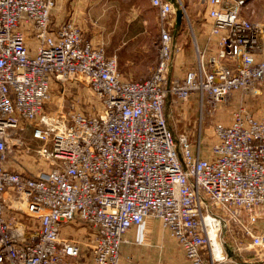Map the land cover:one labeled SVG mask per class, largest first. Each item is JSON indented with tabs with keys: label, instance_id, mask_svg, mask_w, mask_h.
Wrapping results in <instances>:
<instances>
[{
	"label": "built area",
	"instance_id": "built-area-1",
	"mask_svg": "<svg viewBox=\"0 0 264 264\" xmlns=\"http://www.w3.org/2000/svg\"><path fill=\"white\" fill-rule=\"evenodd\" d=\"M149 1L160 19L158 60L148 78L133 81L73 21L51 27L54 0H0V264H123L125 233L155 220L191 264L224 259L213 250L224 226L264 247V101L258 115L238 107L229 123H215L208 156L199 142L175 140L164 114L168 96L196 95L201 109L264 83V24L243 15L244 0H200L214 51L199 52L177 78L170 70L181 2ZM77 76L99 106L43 116L52 82ZM39 117L32 137L49 167L9 170V130ZM10 194L24 209L10 208ZM75 226L82 239L70 235Z\"/></svg>",
	"mask_w": 264,
	"mask_h": 264
},
{
	"label": "rangeland",
	"instance_id": "rangeland-1",
	"mask_svg": "<svg viewBox=\"0 0 264 264\" xmlns=\"http://www.w3.org/2000/svg\"><path fill=\"white\" fill-rule=\"evenodd\" d=\"M83 1L85 2L87 0ZM88 1L93 2V0ZM244 1L243 15L250 22L264 24V0ZM145 2L146 0H116L113 15L114 20L117 19L115 25L119 26L120 24V27H117L111 32L109 29L111 18L105 14L106 0H100L99 4L91 5L93 6L92 11L97 7L103 12V15L101 11L99 14L93 13L94 19L90 22L91 26H95V29L99 32V37L97 38L99 42L95 44L101 45L106 55L116 56L119 70L123 75H125L124 72L131 74L143 71L146 77L152 71L157 59L160 19L156 12L151 13L147 11L146 15L144 14V23L139 18V20L134 19L133 22L138 25L139 30L141 31V28L143 29L142 37H134L133 39L135 41L129 43V46H119L121 40L117 34L118 31L121 32L124 24H127L128 18L132 17L130 12H133V5L131 4L134 3V7L138 6V8H143L147 4ZM91 6L88 9H91ZM176 7L180 6L176 4ZM181 7L184 9L182 27L179 34L174 37L175 44L180 46L181 49L176 53L170 70V75L177 78H181L186 70L196 65L198 54L201 52L200 47L197 46L199 43L196 40L200 38V33L203 32L208 24L200 0H188L187 4H184L183 1ZM66 21L73 20L68 19ZM66 21L63 20L59 25H54L50 17V25L52 28H56ZM86 24H88V21H86ZM133 33L134 31L132 30ZM34 39L36 40V38ZM137 42L140 44L143 43L142 45L144 47L139 48ZM77 78V80L52 82L51 98L45 105L43 116L55 117L60 113L72 110L93 111L95 107L99 106V102L87 84L86 79L82 76H77ZM131 79H134V76ZM263 101L264 83L257 84L255 89L233 91L226 99L217 102L216 105L211 106V104H207L201 109L196 95H191L186 101L168 96L164 104V114L167 125L171 129L175 140L184 136L193 145L199 142L201 154L208 156L210 146L215 140L213 132L214 124L217 122L229 123L232 112L238 107H243L247 111L258 115L262 110ZM41 118L39 117L31 124H22V128L9 130V144L5 162L9 170L31 175L39 169L49 167V162L36 153L37 149L42 145V142L32 137L34 123H39ZM13 205H15L14 202H11V206ZM16 206L24 209V204L21 201ZM260 226L261 224H257V227ZM67 229L68 226L64 228V231ZM69 232H71L70 235L72 237L79 239L84 237V228L75 226L74 230ZM221 236V240L218 239L217 243L224 255V259L215 264H264V247L250 246L248 238L242 236V232L238 226L234 224L228 227L224 226ZM228 251H231L230 256L227 255ZM90 264L94 263L91 262Z\"/></svg>",
	"mask_w": 264,
	"mask_h": 264
},
{
	"label": "crops",
	"instance_id": "crops-1",
	"mask_svg": "<svg viewBox=\"0 0 264 264\" xmlns=\"http://www.w3.org/2000/svg\"><path fill=\"white\" fill-rule=\"evenodd\" d=\"M115 1L116 0H106V6H105L106 7L105 14L111 18V24L109 25L110 32L112 30H115L117 27H120V24L119 26L115 25L117 19L114 20L115 18L113 15L115 10L114 9ZM183 1L184 4H187L188 2V0H180L181 4H183ZM90 2L88 0L85 2L83 0H55V5L51 10V21L53 22L54 25H59L60 22L63 20L65 21L68 19L73 20L79 26L81 32L83 33L84 38L86 40H90L93 44H95L99 42V40H97V38L99 37V32H97L95 26L94 27L91 26L90 22L92 19H94L93 13L99 14L101 10H99L96 7V9L94 8V10L92 11L93 6L91 5L99 4L100 0H93V2H91L92 4ZM145 3H147L144 6L145 8L144 7L138 8V6L134 7L135 4L134 3L131 4L133 5L132 7L133 12H130L132 17L128 18L127 24H124V27H122L121 32L118 31L117 34V36L120 37L121 40L119 44L120 47H122V45L129 46V43L135 41L133 39L134 37L135 38L142 37L141 35L143 34V29L141 28V31L139 30L138 25L134 24L133 22L134 19L136 20L140 19V21L144 23V18L147 11H150L151 13L154 12L157 13L156 8L151 5L149 0H146ZM89 6H91V9H88ZM202 6L204 9L205 19L208 21V24L206 25L203 32L200 33L199 35L200 38H197L196 42L199 43V45L197 46L200 47L201 52H203V54L206 55L205 57H207L208 55L212 54V52L214 51L215 37L209 35L212 22L207 17L206 6L204 5ZM101 14L103 15L102 11ZM86 21H88V24H86ZM181 27H182V22L180 27L176 29V22L174 15V23H173L174 37L177 34H179ZM132 30L134 31L133 34H132ZM25 38H26V45L33 51L36 45V40L34 39V36H32L30 32H27ZM158 39H159V32H158ZM137 44L139 48L144 47V45H142L143 43L140 44L137 42ZM158 54H159V48H158ZM157 60H158V55L153 68L156 66ZM194 67H191L190 69ZM120 73L122 74L121 71ZM124 74L125 75L122 74L123 78H125L126 80H133V81L144 80L150 76V74H148L145 77L143 71L135 72L131 74L124 72ZM126 76L129 78H127ZM133 76L134 79H131V77ZM6 198H7L6 199L7 203L10 202L8 204L10 208L17 207L16 206L17 202L12 200L11 194L7 195ZM11 202H14L15 205L11 206ZM144 236L148 237L147 241H143ZM124 239L125 242H123L121 246V262L123 264H191L189 260L184 258L185 256H183L184 255L183 251L180 248V246L177 244L176 240L170 236L169 231L166 228L162 227L160 222L157 220H155V222L153 221L149 225L148 229L147 226L145 225L131 227L125 233ZM227 255L230 256L231 251H228ZM204 258H206V254L204 255Z\"/></svg>",
	"mask_w": 264,
	"mask_h": 264
},
{
	"label": "water",
	"instance_id": "water-1",
	"mask_svg": "<svg viewBox=\"0 0 264 264\" xmlns=\"http://www.w3.org/2000/svg\"><path fill=\"white\" fill-rule=\"evenodd\" d=\"M183 14H184L183 7H176V10H175L176 29H178L181 25Z\"/></svg>",
	"mask_w": 264,
	"mask_h": 264
},
{
	"label": "bare ground",
	"instance_id": "bare-ground-1",
	"mask_svg": "<svg viewBox=\"0 0 264 264\" xmlns=\"http://www.w3.org/2000/svg\"><path fill=\"white\" fill-rule=\"evenodd\" d=\"M213 250L215 253H218L219 252V246H218V243H217V240H213Z\"/></svg>",
	"mask_w": 264,
	"mask_h": 264
}]
</instances>
